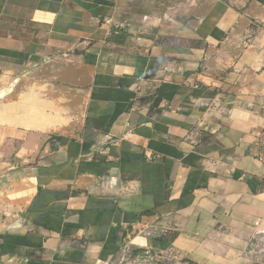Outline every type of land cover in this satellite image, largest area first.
Wrapping results in <instances>:
<instances>
[{
  "label": "crops",
  "instance_id": "crops-1",
  "mask_svg": "<svg viewBox=\"0 0 264 264\" xmlns=\"http://www.w3.org/2000/svg\"><path fill=\"white\" fill-rule=\"evenodd\" d=\"M50 65L82 122L0 177V264H107L140 225L264 264V0H0V71Z\"/></svg>",
  "mask_w": 264,
  "mask_h": 264
},
{
  "label": "rangeland",
  "instance_id": "rangeland-1",
  "mask_svg": "<svg viewBox=\"0 0 264 264\" xmlns=\"http://www.w3.org/2000/svg\"><path fill=\"white\" fill-rule=\"evenodd\" d=\"M186 2V0H174V4ZM0 77H10L12 83L0 85V91L9 89L7 98L15 96L23 97L27 88L37 86L39 89L48 88L52 91L53 99H64L73 116L74 128L66 133L42 134L39 132L16 129L0 124V177L9 173L11 166L20 165L21 162L29 164L33 162V156H37L40 145L49 136L71 135L82 122V113L85 105L83 93L76 88L64 85L60 82L61 68L46 66L39 71L27 75H16L0 71ZM14 79V80H13ZM25 97V96H24ZM0 98V102L4 100ZM32 155V157H29Z\"/></svg>",
  "mask_w": 264,
  "mask_h": 264
},
{
  "label": "bare ground",
  "instance_id": "bare-ground-1",
  "mask_svg": "<svg viewBox=\"0 0 264 264\" xmlns=\"http://www.w3.org/2000/svg\"><path fill=\"white\" fill-rule=\"evenodd\" d=\"M9 78L0 77V85L12 83ZM9 91H0V98L6 97ZM24 91L25 97L4 98L0 102V124L42 134H62L74 128L73 116L66 100L53 99L52 91L46 87L39 89L32 86Z\"/></svg>",
  "mask_w": 264,
  "mask_h": 264
},
{
  "label": "built area",
  "instance_id": "built-area-1",
  "mask_svg": "<svg viewBox=\"0 0 264 264\" xmlns=\"http://www.w3.org/2000/svg\"><path fill=\"white\" fill-rule=\"evenodd\" d=\"M260 142L264 145V130L260 134ZM263 160V158L261 159ZM166 225H140L137 231L122 235L120 251L116 258L107 264H181L180 253L177 249L160 250L136 244L138 237L154 238L162 232ZM264 245V233L254 237L253 243ZM264 251V250H263Z\"/></svg>",
  "mask_w": 264,
  "mask_h": 264
}]
</instances>
